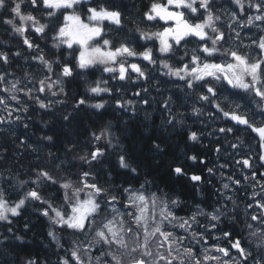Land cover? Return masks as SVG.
<instances>
[{
    "label": "trees",
    "instance_id": "16d2710c",
    "mask_svg": "<svg viewBox=\"0 0 264 264\" xmlns=\"http://www.w3.org/2000/svg\"><path fill=\"white\" fill-rule=\"evenodd\" d=\"M203 2L204 9L201 2L193 4L191 0H0V96L10 89L16 96L5 100V106L19 109L27 122L22 131L21 124H24L20 114L19 123L11 124L12 135L9 128L0 125V200L10 204L23 202L17 214L0 220V264H80V261L87 264L96 254L102 264H114L116 258L103 247L88 253L91 257L81 251H85L94 236V226L90 223L104 218L109 204L123 211L130 207L126 204L127 189L141 191L159 202L171 201L177 207L171 219L194 217L188 227L177 229L170 222L166 225L179 230L172 233L175 240L185 239L183 232L205 236L211 229L218 228L231 238L241 239L247 246L246 229L258 227L251 245L253 264H264V250L260 248L264 216L252 206L258 202L264 207L261 173H264V19L256 26L245 19L255 10L263 12L264 0ZM168 6L179 9L188 22L193 18L186 16L188 7L197 9L199 15L194 21L201 23L199 27L206 28L209 23L217 30L206 38L197 35L189 39L180 61L181 64L199 62L201 57L214 61V54L219 53L221 65L228 62L235 66V96L232 99L213 96L209 90L204 104L196 96L189 97L188 109L178 99L174 102L178 103L177 110L182 111L185 119L166 112L162 90L151 95L162 97L152 98V108H144L141 118L119 115L113 102L103 111L80 104L86 95L99 96L94 98L98 101L102 96H119L117 83L109 80L111 73L99 67L79 71L77 53H82L83 44L93 51L111 48L114 54L121 45L134 43L135 38L143 44L152 42L150 38L154 37L150 33L147 36L146 26L157 27L160 19L150 25L145 16ZM105 15L118 19L109 22ZM34 27L38 34L32 31ZM138 29L144 36H135ZM73 30L82 36L80 46L74 47L73 42L61 43ZM219 33L221 38L217 37ZM231 52L239 55L245 64L258 63V70L244 69L237 59L230 57ZM97 57L92 59L112 67L111 61H101L104 54L99 52ZM192 68L199 69L196 65ZM66 71L71 73L61 78V83L54 84L53 74L61 77ZM49 84L53 85V90L46 93L61 96L59 100L65 105L53 109L59 114L57 117L39 118L36 103L25 96H36V90ZM196 84H202L205 89L208 83L198 78L189 82V85ZM256 88L259 95L254 92ZM120 102L135 105L136 100L126 93L120 96ZM169 121L176 122L184 131L166 128ZM160 123L162 127L158 126ZM39 124L45 127V133L38 131ZM186 141L213 144L198 148ZM217 147L219 153L215 155ZM95 148H99L101 154L92 159ZM188 155L187 173L198 164L194 160H205L206 173L196 177L200 179L198 182L174 173L183 166ZM239 159L249 160L248 172L256 171L258 175L248 177L247 185L243 184L244 177L234 172L235 161ZM47 161L50 163L45 164ZM65 183L77 187L79 197L84 196V188L95 192L97 208L80 226L59 227L47 216L54 209L67 207ZM246 186L251 187V193ZM31 191L36 192L38 199L29 196ZM253 215L257 220L252 223ZM125 220L133 223L131 219ZM134 242L136 240L133 245L138 247ZM76 251L77 261L73 258ZM102 252L104 255H100ZM215 252L214 256L209 254L205 259L196 260V264H248L247 259L243 262L236 256L233 260L231 256L223 257ZM171 253L166 251V254ZM176 262L184 260L175 258L172 264Z\"/></svg>",
    "mask_w": 264,
    "mask_h": 264
},
{
    "label": "flooded vegetation",
    "instance_id": "af4514ba",
    "mask_svg": "<svg viewBox=\"0 0 264 264\" xmlns=\"http://www.w3.org/2000/svg\"><path fill=\"white\" fill-rule=\"evenodd\" d=\"M159 16L160 14L157 13ZM264 14V12H262ZM146 19L149 21L152 20L150 16L147 14ZM177 24H173L172 27L165 26L161 30H148L147 33H156L159 34L160 40L162 42L155 43L154 41L148 44L135 43V50L132 54L128 51L122 52V61L120 64L123 65V79H119V93L121 96L127 92L130 97L136 98L135 105H124L121 103L119 108L121 109L119 115L124 116L126 113H131L133 116L137 118L142 117V110L144 108L150 109L151 99L162 96H151L156 91H164V101L166 102V112L171 114L174 112L177 116H181V118L185 119L182 111H178V103L174 102L178 99L181 100V104L189 107V97L196 96L201 104H204L205 100L208 98L207 93L212 90L213 96H229L231 99L235 95L233 91L235 89V72L233 69L235 68L233 63H224L221 65V57L220 54H214V61L211 58H203L201 57L199 62H190L185 61L181 64L180 56L181 53H185L187 50V45L184 44L186 35H194L197 37L200 36L202 38H206L208 34L216 31L215 29H206L199 27L201 25L200 22L196 23V26H187L186 28L177 29ZM218 38H221V34H217ZM132 58V59H130ZM134 59V60H133ZM131 65H136L138 68L137 74L131 73ZM193 65H196L199 69L196 70L192 68ZM180 66V68H179ZM259 68V64H257L253 69L257 71ZM120 75V74H119ZM253 74H251L252 77ZM195 78L198 80H206L207 86L204 89L202 84L189 85V82ZM190 92H192V96H189ZM48 97H58V96H48ZM47 106H50L51 103L47 102ZM153 117L156 115L152 114ZM43 115H41L42 117ZM170 116V115H169ZM171 118V117H170ZM122 119V118H120ZM162 123V122H161ZM160 123V124H161ZM172 121L166 123V128L174 129L177 132L184 131L183 127L177 125V123L171 124ZM158 126H163L158 125ZM222 132V131H221ZM193 145L196 147L208 146L213 144L212 142L205 141H186V144ZM230 144H233L230 142ZM234 145V144H233ZM219 147L216 149V154L219 153ZM199 153V151H198ZM201 153V152H200ZM189 155L186 158V162L183 166L178 167L174 170V173L182 178L196 180V177H200L202 174L206 173L204 170L205 160L201 159V161H196L198 164L192 169L191 173L185 172L186 165H188ZM183 162L185 160H182ZM241 161V162H240ZM195 162V161H194ZM236 170L235 173L238 174L239 177L243 178V183H247V178H254V174L257 175L256 171H252L251 173L246 171L251 168V165L244 164L242 160H236ZM228 168V167H227ZM259 168H256L258 170ZM212 171V170H211ZM210 175H213V171L210 172ZM262 176H264V173ZM257 178V177H256ZM247 185V184H246ZM248 193H251V187H245ZM167 209L164 211L167 213V219L163 224L167 225L168 222L170 224H174L178 228H183L184 224L188 222L187 219H171L173 214L175 213V205L171 206V204L166 205ZM196 209V208H194ZM198 209V207H197ZM171 213V214H170ZM193 227V226H192ZM175 228H171L172 233H179V230ZM185 234L184 240H175V242L180 245L184 244L190 249L196 251V254H191L192 257L198 258L200 256V251L197 246L199 242H208V237H202V235H198L195 232H183ZM145 244V242L137 241V249L141 250L140 256L143 258L153 259L157 256V252H151L149 247H139ZM230 241H226L224 246L226 250H230ZM171 249V248H170ZM236 254V253H234ZM235 258V255H232ZM249 264H252V253H248Z\"/></svg>",
    "mask_w": 264,
    "mask_h": 264
},
{
    "label": "rangeland",
    "instance_id": "374dc122",
    "mask_svg": "<svg viewBox=\"0 0 264 264\" xmlns=\"http://www.w3.org/2000/svg\"><path fill=\"white\" fill-rule=\"evenodd\" d=\"M44 5L48 6L47 4ZM262 18H264V15L260 11L255 10L248 19L250 21V25L256 26V24ZM109 22H112V20H110ZM34 28L35 30L32 29V31L38 34L37 31L38 29L36 27ZM80 40H82V36H78L77 32L73 30L70 31V36H67L65 40L63 39L61 43L70 44L73 42L74 47H76V46H80L79 45ZM130 45L131 44H127L128 47H130ZM110 50L111 48L110 49L108 48L106 50H103L101 48V50L95 49L94 52L92 49H86L81 54L77 53L78 59L81 58L80 60L82 61V63L79 65V68L84 69L86 67L92 66V67H99L102 69V71H105L106 68H108L106 67V64L100 63L98 61H94L92 57L95 59L98 58L97 55L99 56V52H101L105 56L104 60L101 61H107V63L108 62L111 63L120 54L118 52L115 55H112ZM253 68L254 66L247 64L244 69L251 71ZM253 71H255V69ZM53 75H54L53 83L58 84L62 81L61 78L64 77V72L61 74V77L60 74L58 73H55ZM47 90L51 92L53 90V85L49 84L48 86H41L38 90H36L37 91L35 92L36 96H25V97L31 98L32 102L36 103V105L40 109H46L47 99H45V96H50V94L46 93ZM27 101L29 100L27 99ZM1 116L2 119L6 118L0 113V117ZM95 149L99 150V148H95ZM82 159L85 161L84 158ZM64 186H65L64 202H67L68 204L67 207L63 210L54 209L50 211L47 216L51 222H54L59 227L80 226L84 224L91 217V215L94 213L95 209L97 208V205L94 204L95 192H93L92 190H86L84 188L83 189V192L85 193L84 196L79 197L78 196L79 191L77 187H75L72 183H65ZM126 193H127L125 195L126 204L130 206L128 209H126V211L117 208L113 204H109L107 206L108 209L107 215H105L104 218L101 217L97 223H90V225L94 226V236H92V238L89 239V242L86 244L87 247L85 251H81L82 254L87 253V255L90 256L88 253L94 252L95 248L98 249L103 247L105 252L106 251L110 252V254H112L111 257L116 258L114 264H135L137 258L141 257L140 256L141 250L137 249L139 251L137 258H133L134 240L145 242V244L139 246L142 247V249L145 246L149 247L152 250H159L160 246L162 248H165V246H163V243H161V240L159 238V231L161 225L167 219L166 217L168 212L164 213V211L167 209L166 205L171 204V206H173L172 202L171 201L159 202L154 197L144 195L143 193L140 192H133L128 190L126 191ZM29 196L32 198L37 197L36 195L33 196L31 194H29ZM36 199H38V197ZM254 205L258 206V203L256 202ZM22 206H23V202L10 204V202L7 200H3V199L0 200V220L6 219L11 215L13 216L17 214ZM247 208L251 209V205L249 204ZM132 209L134 210L133 212ZM260 213L264 215V211H260ZM217 216L218 215H216L215 217ZM126 218H128L129 220L131 219L133 223L128 224L127 221L125 220ZM191 219H194V217L192 216V218L187 220L189 221ZM244 222H245V227H247L248 224L246 223L245 220ZM247 230H248V237L251 238H254L253 236L259 232L258 227H250V228L248 227ZM169 245L171 246V243H169ZM261 245L262 247L260 248L264 250V238L261 242ZM129 248L132 249L128 251ZM116 251L117 254L114 253ZM100 255H104L103 252L100 253ZM73 258L75 261L78 260L79 257L77 251L74 253ZM91 258L92 259H89L87 264L103 263L102 259L98 257L97 254ZM192 259L193 257L190 256L189 260ZM185 260L188 263H193L187 259ZM80 264H84V263L80 261ZM156 264H158L157 258H156Z\"/></svg>",
    "mask_w": 264,
    "mask_h": 264
},
{
    "label": "bare ground",
    "instance_id": "6f19581e",
    "mask_svg": "<svg viewBox=\"0 0 264 264\" xmlns=\"http://www.w3.org/2000/svg\"><path fill=\"white\" fill-rule=\"evenodd\" d=\"M139 32H141L139 29L135 31V33H139Z\"/></svg>",
    "mask_w": 264,
    "mask_h": 264
},
{
    "label": "water",
    "instance_id": "95a60500",
    "mask_svg": "<svg viewBox=\"0 0 264 264\" xmlns=\"http://www.w3.org/2000/svg\"><path fill=\"white\" fill-rule=\"evenodd\" d=\"M136 69V67H133V71Z\"/></svg>",
    "mask_w": 264,
    "mask_h": 264
}]
</instances>
